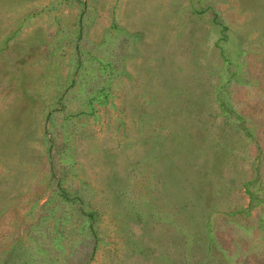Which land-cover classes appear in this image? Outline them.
<instances>
[{"label": "rangeland", "instance_id": "1", "mask_svg": "<svg viewBox=\"0 0 264 264\" xmlns=\"http://www.w3.org/2000/svg\"><path fill=\"white\" fill-rule=\"evenodd\" d=\"M0 264H264V0H0Z\"/></svg>", "mask_w": 264, "mask_h": 264}]
</instances>
